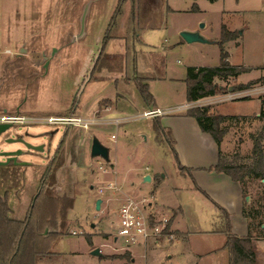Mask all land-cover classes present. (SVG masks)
<instances>
[{
  "label": "rangeland",
  "instance_id": "1",
  "mask_svg": "<svg viewBox=\"0 0 264 264\" xmlns=\"http://www.w3.org/2000/svg\"><path fill=\"white\" fill-rule=\"evenodd\" d=\"M63 1L0 0V110L7 108L8 113L14 115L17 112L12 108L24 104V107L32 110L31 113L21 112V116L25 114L28 117L31 115L39 117L72 115L73 113L67 112L66 108L69 111L75 110L76 106L81 105L95 92L98 94L102 92V86L107 83L106 75L100 73L102 70L115 69L116 66L120 69L122 66L123 59L118 55H108L110 50L115 51L114 54L127 53L130 58H132L133 51L137 52L139 68L155 76L166 74L164 69L166 64V71L174 73L171 75H179L185 66H218L219 45L217 43L208 45L184 43L179 34L188 29L177 32L178 28L184 26L202 30L204 37L208 39L218 38L221 27L224 26L234 36L233 41H228L222 46L224 52L229 54L228 61L235 66L246 65L254 71L251 75L243 76L241 81L245 82L255 78L260 72L262 76V70L258 72L257 66L264 64V0H215L214 2L209 0H168L167 3L178 12L167 15L164 11L167 5L165 0H134L133 4L136 8H142L144 5L148 7L150 3L151 6L148 8L152 11L149 12L147 9L145 13H139L140 22L135 23L133 28L130 25L131 29L128 27L129 30L127 29L125 32L126 37L128 35L126 44L116 40L112 44L110 42L111 46L107 47L103 42L104 46L100 53L107 56L111 64L105 61L103 64L106 65H101L97 69H94L95 66H93L92 79H90V71L100 47L95 50V40L92 39V35H89L90 29H87L86 45L78 53L76 52L77 56L73 58L70 66L68 64L64 66L68 60L69 50H65V55L61 56L62 58H60L61 53L58 56L56 54V59L52 60L53 64L50 68L46 65L50 61L48 56H53L51 55L53 50L49 53H46L48 51H35L40 41H49L61 31L63 32L62 21L64 18L57 17L56 19V13L66 9ZM116 1L101 0L98 4L103 9V14L99 15L102 21L109 13H112ZM93 2L95 3L93 0L87 5L90 8L94 7ZM123 2L124 0H121L120 5ZM124 4L122 18L128 17L133 5L132 0H125ZM23 17L27 24L21 23ZM73 19L74 17L70 16L67 20L72 23ZM159 24L166 25L169 32L161 33V30L155 29ZM202 24L204 27L200 29ZM24 26L28 32L32 29H38L41 32L37 35H32L30 32L31 35L26 39H20L18 34L20 30L22 33ZM71 28L73 30L74 27L69 25V30ZM136 34H139L141 41L144 40L150 46L149 49L139 42ZM58 36L61 37V34ZM13 38L15 43L12 45ZM176 42H181L184 47H176ZM152 46L156 48V50L153 49V52ZM33 48L34 50H32ZM164 48L167 51L166 57L162 55ZM30 49L32 51H29ZM88 52L93 53L88 55ZM65 58L67 59L65 60ZM63 67L66 69L64 70ZM222 83L225 90H228L227 87L230 85L234 88L237 85L235 80ZM75 84L77 87L74 90ZM127 88L130 89L131 85H127ZM156 88L157 86H154L153 90ZM153 90L151 87L150 92L154 93ZM73 92L74 94H71ZM180 93L181 90L178 87H169L168 91L165 89L155 91L156 96L163 102H168L171 97L180 96ZM221 93H225V91ZM130 98L133 100L132 103L135 99L140 100V95L133 96L132 93ZM106 104L108 102L100 103V106L97 107L98 109L102 107L99 109V113L91 115L93 119L102 122L99 126H92L87 130L68 129L69 132L66 133L64 141L57 151V157L54 156V151L65 132L64 127L51 125L25 127L14 124L2 136L1 141H15L21 137L29 145L43 146L44 148L43 152L34 150L31 152L19 143L6 145L0 143L2 150L22 151L15 163L9 162V164L0 165V194L8 197L10 216L15 220L24 221L30 211L29 208L36 202V195L43 189H47L51 180L54 183L53 195L58 196L61 201L58 234L52 237L55 240L48 255L37 259L34 264H131L130 254L126 247L119 241L114 242L116 224L119 220L117 210L122 203L130 198L135 202H142L140 204L147 209L146 212L144 211L146 214L157 213V211L149 210L152 200L148 196H121L118 188L129 186L132 182L137 183L141 178L139 175L142 173L150 174L153 178L155 174H159V176L165 174L167 179L164 185L171 184L173 180L178 179L175 173L177 166L169 147L167 145L164 148L157 147L152 125L148 120L136 119L131 122H121L118 126L109 124L110 120L113 122L118 117L135 118L142 112V109L127 107L108 119L109 117L102 116L108 111L107 108H103ZM215 108L219 114L238 115L239 113L245 115L238 121L226 122L228 134L224 139L225 149L228 150L235 145L239 146V143L242 142L243 151L240 152L242 154L240 156H248L254 143L253 139L258 135L262 136L264 149V132H262L264 129V105L261 97L255 96L235 102H223L215 105ZM213 111L216 114V110L213 109ZM93 138L98 139L99 143L108 148L109 163L90 155ZM54 157L57 158V163L61 162L60 166H56V163L54 173L51 171L50 175H47L46 170ZM22 160H26L29 164ZM0 161L4 162V159L0 157ZM249 161L245 159L238 163L247 164ZM111 164L114 168L110 167ZM150 165L152 170L149 168ZM146 167L149 169L146 170ZM51 174H55L54 179L49 177ZM261 187L262 184L256 183L252 188L256 196L255 202L263 197ZM97 199L102 200L99 211L95 210ZM40 204L41 202H38V209ZM44 231L46 236H50L52 229L46 228ZM209 236H195L189 244L196 251L202 252L203 249L200 246ZM159 245L162 248L157 250L156 254H148L144 259L139 257V259H135L134 263L214 264L216 262L214 256L209 255H203L199 261L181 254L173 259H167L165 250L170 247L163 243ZM94 249H99L103 256L117 254L107 255L115 256L116 259L97 258L91 255V251ZM118 254L125 255L124 259L119 258L121 255ZM215 256L219 258L221 255L217 253Z\"/></svg>",
  "mask_w": 264,
  "mask_h": 264
},
{
  "label": "crops",
  "instance_id": "2",
  "mask_svg": "<svg viewBox=\"0 0 264 264\" xmlns=\"http://www.w3.org/2000/svg\"><path fill=\"white\" fill-rule=\"evenodd\" d=\"M90 1L93 0L63 1V3H65L66 9L56 13V19L57 17L62 19L64 18V20L62 21V25H64L62 27L63 32L61 31V33H59L61 34V37L58 36V34L49 41H40V43L38 44L39 46H37V48L35 49V51L38 52L48 51L46 53H49V51L51 52L53 50L51 52V55H53L52 57L50 55H47L50 61L49 63H47L46 67H51V65L53 64L52 60L56 59V54L58 56L61 53L60 58L64 57L65 50H69V55L68 60L66 61L67 63L65 62L64 66L67 64L69 66L72 65L73 58H75L81 48L86 45L85 42L87 41L86 39L88 35L87 29H90L89 35H92V39L95 40V50H98L100 47L99 52H97V55L95 56V61L91 67L90 79H92L94 73L92 68L93 66H95V63L99 58L98 56L101 52V48L104 45H106L107 47L111 46L112 42H115L116 40H120L124 42V44H126V42L128 41V35L127 37L125 35L126 30L130 25V27L133 28L135 23H139L141 19L139 13H145L146 10L149 9L148 7L151 6L150 3L148 5V3L145 2L148 7L144 5L142 8H136L133 4L134 0H132L133 5L129 11L128 17L122 18L121 15L124 14V11L122 10L125 6V0L123 4H121L122 6L120 5L121 0H117L112 13H109L108 16L102 21L99 15L103 14V9L98 6L101 0H94V7L91 6V8L87 5L88 3H90ZM167 1L168 0H165V3H167ZM151 11L152 10L149 9V12ZM164 11L166 15L172 12H178L169 3H167V5L165 6ZM70 16L74 17L72 23L67 20L68 18H70ZM64 21L65 23L63 24ZM21 23L27 24L24 17ZM69 25L71 27H74L73 30L72 28L71 30H69ZM130 27L129 29H131ZM184 27L178 28L177 32H180L184 29H188V31H197L192 26L190 28ZM64 29H66V31H64ZM155 29H158V31L161 30V33L167 34L169 32L168 27L163 24H159L155 27ZM27 30L28 29L26 27L22 29V33L20 30L19 34L17 33L18 38L26 39L27 36L31 35L30 32H32V35H37L41 32L38 29H32L29 32ZM220 33L218 35V38L216 39L205 38L213 41H211L212 43L209 44L218 43L221 38ZM200 34L204 37V33L202 32V30H200ZM136 36L137 39H139V34H136ZM139 40V42L142 43L146 48H150V46L146 44L144 40ZM14 41L15 39L13 38L11 43L12 45L15 43ZM230 41H233V39ZM103 42H105L104 45ZM175 46L179 48L184 47L181 42H176ZM154 48L155 47L152 46V52ZM32 50H34V48ZM32 50L30 49L29 51ZM93 52H88V55ZM162 52V55L166 57V48H164ZM114 53L115 51L110 50V52H108V55H118V57L120 56L123 59L124 65H122L121 69L116 66L115 69H104L105 71L102 70V72H100L102 74H105V79H107V83H105L101 89L103 93L100 92L98 94V92H95L92 96L88 97L87 100L83 101L81 105L76 106L75 110L69 111V109L66 108L67 112H72L73 116L91 119V115H94L96 112L99 113V109L102 107H100L99 109L97 107L100 106V103L102 104L103 102H108V104L103 106V108H107L108 111H106L105 114H102V116H107L109 117L108 119L112 118L113 115L118 113L119 110H125L127 107H132L134 109L136 107H140L142 109V112L150 110L152 108L169 111L171 109L178 108V106L186 105V103H191L193 108H196L195 102H188L186 100V70L189 67L203 68L206 66H185V69L181 71L179 75H171L174 73H168L166 71V64L164 67L166 74L155 76L153 74L150 75L149 73L144 71V69L139 68L137 60L139 59V56H137V52L133 51V54L131 55L132 58H130L127 53ZM66 59L67 58H65V60ZM227 62L230 66H241L251 71L240 74L236 78H215L213 82L219 88H223L224 85L222 82L229 80H235L237 82L236 86H238L239 84H251V82L260 78V69L264 67V64L257 66V71L260 73H258L255 78H251L243 82L241 81V78L243 76L251 75L254 71H252V69L246 65H231L228 59ZM65 69L66 67L64 68V70ZM76 84L74 86V90L77 87ZM127 85H131V88L128 89ZM141 86H145L147 87V90H149L150 96L152 98L150 103H147L142 97L141 90H139ZM154 86H157L156 90H153ZM151 87L154 93L150 92ZM169 87H178L181 90L180 96L171 97L168 102L159 100V98L155 94V91H163V89L168 91ZM231 87L233 86L230 85L227 88ZM132 93L133 96L139 94L140 100L135 99V101L131 103V101H133L130 98V95H132ZM71 94H74V92ZM210 99L213 101L212 97ZM262 104L264 105L263 101ZM215 105L219 104H211L209 105V107H206L204 109L207 110V113L210 116L224 117V120L221 122V127L225 130V135L223 136L220 145H218L216 141L212 139L209 133L202 132L195 119L191 116L186 115L187 111L174 112L166 116L157 117L154 120H152V118V121L148 120L150 125L156 122L160 124L163 129L168 131L165 138L169 137V139L173 141L174 149L177 154V158H179L181 166L186 170H189V172L188 174L184 173V175H182L177 168V171L175 173L179 180H173L171 184L167 185H164V182L167 179V176L165 174H162L161 176H159V174H155L153 178L152 176H150V174L142 173L139 175V177L141 178L137 181V183L132 182L129 184V186H120L118 188V192H120L121 196H148L152 200L151 208L149 210L151 211L152 209H154L153 211H157V213L155 212L152 214L157 217L160 215L169 217L170 233L173 236L172 240L160 239L156 245L150 243L147 244V246H138L127 249L129 251L128 254H130L129 260L131 264H135V259H139V257L144 259L148 256V254H156L157 250L162 248L159 245L160 243H163L167 245V247H170L165 250L167 259H173V257H178V255L181 254L187 255L190 258L199 261L200 259H202L203 255H209L214 256V259H216V262L214 264H229V252L225 246V221H229V226H231V233L236 237L251 238L256 252V264H264V181H262L261 179L246 178L243 182H235L227 174L218 173L214 170V167L218 164L220 158L226 160H233L236 158L235 160L237 162L245 159H247L248 161L250 160L253 144L249 151L250 154L248 156L242 157L240 156L242 155L240 152L243 151L241 146L242 142L239 143V146L235 145V147H232L234 149L228 148L227 150V148L225 149L224 147V139L228 134L226 130V122L238 121L245 115L239 113L238 115L226 113L219 114L218 110L215 108ZM145 107H147L148 109H146ZM213 109L216 110V114L214 113ZM12 110L21 115V112L31 113L32 109L29 110L27 107H24V104H20L12 108ZM8 112L9 111L7 110V108L0 110V114L10 115ZM77 113L78 115H76ZM24 116L27 115L25 114ZM152 130L154 131L153 125ZM67 132H69L68 129L65 130L63 136H61L62 141L60 140V142H58L59 145H57V147L55 148L54 156L56 157L57 151H59ZM154 139L155 142H157L158 148H164L165 145L168 146L166 142L157 139L155 131ZM228 145L229 144L227 143V146ZM22 161L26 162V160ZM250 162L251 160L247 164H249ZM26 164H29V162H26ZM149 168H151L152 170L151 165ZM146 176L150 177L149 183L143 182V179ZM256 183L262 184L261 188L263 190V197H261L257 202L254 201L256 196L255 192L252 189L256 185ZM213 203L218 207L219 210H222L224 212L225 216L221 215L220 211L214 207ZM243 211H246L247 216L243 214ZM207 235L210 236L206 239V241H203L206 245L202 244V246H200V248L203 249L202 252L196 251L195 248H192V246L189 244L190 240H194L195 236ZM114 242H116L115 239ZM217 253L221 255L219 258L215 256Z\"/></svg>",
  "mask_w": 264,
  "mask_h": 264
},
{
  "label": "trees",
  "instance_id": "3",
  "mask_svg": "<svg viewBox=\"0 0 264 264\" xmlns=\"http://www.w3.org/2000/svg\"><path fill=\"white\" fill-rule=\"evenodd\" d=\"M209 1L214 2L215 0ZM220 37L217 43L220 47V62L218 66L203 68L189 67L186 70V100L188 102H194L203 99V97L221 94L225 88H219L215 85L213 82L215 78H236L240 74L251 71L241 66L233 67L229 65L227 62L228 54L224 52L222 46L226 42L232 40L233 36L222 26ZM98 57L94 69H97V67L101 65H106L103 64L105 61L110 63L109 58L104 54L102 55L99 53ZM121 67L122 66H120V69ZM248 85L250 84H239L236 88L243 89ZM139 90H141V95L144 100L150 103L152 98L147 87L141 86ZM186 115L193 117L202 132L209 133L218 145L221 144L222 138L225 135V130L221 127V122L224 120L223 116H210L206 109L200 110L196 108L187 110ZM154 119L156 118H153V120ZM152 125L157 139L168 144L180 174H188L189 170L183 168L179 158H177L173 141H171L169 137L165 138L168 131L163 129L162 126L156 122ZM262 132H264V129ZM253 142L250 155L251 162L249 164H239L235 160L236 158L233 160L220 158L214 170L218 173L227 174L235 182H243L246 178L264 180V149L262 145V136L258 135L253 139ZM56 161V157L50 161L49 168L46 170L47 175H50L51 171L54 173ZM60 163L59 161L56 166H60ZM49 177L54 179L55 174H51ZM49 184L47 189L38 192L35 199L36 202L34 201L35 203L29 208L30 211L24 221L15 220L10 216L11 210L8 197L0 194V264H34L37 259L48 255V251L55 240L52 237L58 234V216L60 215L59 207L61 203L59 197L53 195L54 183H52V180ZM38 202H41L39 209L37 208ZM214 207L219 210L215 204ZM219 211L222 216H225L222 210ZM243 214L247 216L246 211H243ZM224 226V232L226 234L225 246L229 252V264H256V252L251 238H238L233 235L231 233L229 221H225ZM46 228L52 229L50 236H46L44 231ZM87 240L90 242L88 237ZM124 257L125 255H121L119 258ZM104 258L116 259L115 256L107 255H104L103 259Z\"/></svg>",
  "mask_w": 264,
  "mask_h": 264
},
{
  "label": "built area",
  "instance_id": "4",
  "mask_svg": "<svg viewBox=\"0 0 264 264\" xmlns=\"http://www.w3.org/2000/svg\"><path fill=\"white\" fill-rule=\"evenodd\" d=\"M262 76L258 78L255 83L245 86L243 89L236 88L238 86L231 87L232 90H224L225 93L218 94L217 96H207L203 99L194 101L196 109L204 110L211 104H221L223 102H235L241 99L250 97H261L264 102V67H262ZM212 97L213 101L210 99ZM208 99V100H206ZM193 108L191 103L186 105L178 106L176 109L164 111L161 109L152 108L137 114L135 118H118L114 119L113 122L110 120L109 124L118 126L119 123L131 122L136 119L151 120L152 118L162 117L169 115L170 113L187 111ZM102 123V122H101ZM100 120L81 118L78 116L67 115L66 117H39V116H21L19 114L8 115L0 114V124L12 126L19 124L25 127L32 125H43V126H61L64 129L76 128L81 130H87L92 126H99ZM148 168H146L147 170ZM142 202H135L133 199L128 198L124 203L120 205L117 212L119 215L118 223L116 224V232L114 239L119 241L130 249L132 247L147 246V244L153 243L154 245L160 239L172 240L173 236L170 233L169 222L170 219L167 216H155L152 213L146 214V208L140 204ZM75 235V232H73Z\"/></svg>",
  "mask_w": 264,
  "mask_h": 264
},
{
  "label": "water",
  "instance_id": "5",
  "mask_svg": "<svg viewBox=\"0 0 264 264\" xmlns=\"http://www.w3.org/2000/svg\"><path fill=\"white\" fill-rule=\"evenodd\" d=\"M203 26H204V24H202L200 29H202ZM179 35H180V38H182V40L188 44H194V43H196V44H209V43H212L210 40L201 36L200 30H197V31L184 30ZM229 90H232V88H230ZM8 130H10V126L0 124V143H1V145L19 143V144L24 145L27 151H31V152H32V150L40 151V152L44 151L43 146L29 145V144L25 143L21 137H19V139H16L15 141H13V140H2L1 141L2 136ZM91 143H92V145H91V149H90V155L93 158H100V159L106 160L109 163L110 160H108V154H109L108 148L106 146H104L102 143H99L98 139H96V138H93ZM21 154H22L21 150L11 152V151H7V150H2L0 148V157L4 159V162L0 161V165L9 164V162L15 163V161L17 160V158L19 156H21ZM110 167L113 168V165L111 164ZM262 181H264V180H262ZM143 182L149 183L150 177L146 176L143 179ZM101 203H102L101 199L96 200V203H95V210L96 211L100 210ZM91 255H93L97 258H103V255L100 254L99 249L92 250Z\"/></svg>",
  "mask_w": 264,
  "mask_h": 264
},
{
  "label": "flooded vegetation",
  "instance_id": "6",
  "mask_svg": "<svg viewBox=\"0 0 264 264\" xmlns=\"http://www.w3.org/2000/svg\"><path fill=\"white\" fill-rule=\"evenodd\" d=\"M67 129V128H66ZM59 145V144H58Z\"/></svg>",
  "mask_w": 264,
  "mask_h": 264
}]
</instances>
